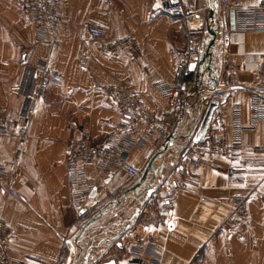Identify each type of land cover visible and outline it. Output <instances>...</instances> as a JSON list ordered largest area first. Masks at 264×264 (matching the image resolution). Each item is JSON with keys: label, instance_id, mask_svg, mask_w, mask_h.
Here are the masks:
<instances>
[{"label": "crops", "instance_id": "0c3cea01", "mask_svg": "<svg viewBox=\"0 0 264 264\" xmlns=\"http://www.w3.org/2000/svg\"><path fill=\"white\" fill-rule=\"evenodd\" d=\"M62 1L57 42L48 48L37 42V27L22 15L17 0H0V106L15 127L26 129L23 137L12 133L0 138V169L5 172L0 220L11 229L8 247L17 264H130L121 247L125 232L155 236L162 264H264V205L250 194V189L264 191L262 127L243 133L241 147L230 156L189 171L186 190L174 196L171 211L159 212L162 187L175 178L185 149L193 144L211 92L225 88L228 96L219 108L226 112L239 104L243 122H248L249 95L264 77L257 59L264 53V31L239 34L230 29L231 12L217 0H184L194 11L188 22L165 14L157 0ZM229 1L249 7L260 0ZM210 23L216 31L213 73L209 78L202 68L196 75L175 118L169 149L152 164L144 183L127 193L154 155L147 148L133 150L130 160L141 175L128 179L111 170L106 183L94 190L91 207L75 213L66 169L68 141L88 136L100 142L123 119L101 86L118 84L140 93L155 115L170 113L161 85L173 82L179 52L200 48L211 37ZM91 25L101 27L111 40L133 36L140 52H104L100 40L88 33ZM25 63L46 65L60 76L44 83L21 115L22 98L8 88L20 81ZM94 176V171L88 175ZM119 186L123 197L110 202L107 192ZM237 195L248 197V219L221 230Z\"/></svg>", "mask_w": 264, "mask_h": 264}, {"label": "built area", "instance_id": "2783aa9c", "mask_svg": "<svg viewBox=\"0 0 264 264\" xmlns=\"http://www.w3.org/2000/svg\"><path fill=\"white\" fill-rule=\"evenodd\" d=\"M165 14L176 15L185 22L194 15V11L185 5L184 0H157ZM219 5L233 13L234 30L239 34L246 31H264V0L249 7L231 5L229 0H217ZM22 15L37 27V42L48 48L54 47L62 21V0H17ZM91 37L100 40V49L110 55L121 52H140L138 44L131 35L111 40L101 27L91 25L88 28ZM192 34V31H189ZM200 51L197 47H189L177 54L178 65L171 84L161 85L163 92L168 93L170 113L157 116L143 102L138 92H128L118 84H104L101 90L113 100L117 109L123 113V119L115 129L102 141L95 142L88 136L70 139L66 145L67 178L71 184V208L75 213L88 210L91 205L92 192L99 184L106 183L109 172H121L128 179H136L141 171L131 162V153L135 149L147 148L151 155L161 151L168 145V138L175 126V118L180 113L184 98L196 80V74L189 69L192 62H197ZM258 61L264 65V53L257 55ZM83 65L88 64L85 55L80 57ZM135 61V58H133ZM59 72L46 65L25 63L22 67L20 81L11 85L8 92L22 98L20 114L25 115L29 102L36 98L41 86L58 78ZM225 88H216L210 99L221 100ZM250 116L243 122L242 109L239 104H231L227 111L219 107L214 111L208 131L207 140L202 144H192L185 149L181 165L175 171V178L166 182L162 189L164 198L160 202L159 212L167 215L173 206L176 194L186 190V178L189 171L207 167L211 159L227 157L242 145V134L263 128V141L260 146L264 150V77L249 95ZM12 133L23 137L24 127H15L8 119L7 109L0 106V138ZM95 172L94 178L88 177ZM5 172L0 169V180ZM123 186L107 192V199L115 202L124 195ZM7 194L16 199V194L8 189ZM250 194L264 205V191L250 189ZM248 197L237 195L231 199L229 215L222 221L220 229L228 231L248 219ZM10 227L0 220V264H17L9 247ZM124 259L130 264H162L161 254L156 250L155 236H142L125 232L121 237Z\"/></svg>", "mask_w": 264, "mask_h": 264}, {"label": "water", "instance_id": "95a60500", "mask_svg": "<svg viewBox=\"0 0 264 264\" xmlns=\"http://www.w3.org/2000/svg\"><path fill=\"white\" fill-rule=\"evenodd\" d=\"M172 2H176V0H171ZM213 17V11H210V18L212 19ZM212 21V20H211ZM230 29H234V22H233V13H231V25H230ZM207 31L209 33V35L211 36L210 38H208L199 48L200 51V57L199 60L197 62H192L189 65V69L191 71H196V75L199 78L200 73H201V69L203 68L205 70V72L207 73V76L210 78L212 73H213V69L211 67V58H212V50H211V46L213 45L214 41H215V36H216V31L214 30L213 26H211V23L207 25ZM215 80V78H214ZM228 94L225 93L223 98L221 100H219V102H217V100H211V102L207 103V107L206 110L204 111L201 119L199 116V125L197 127V130L195 132V134L193 135L192 138V143L193 144H202L207 140V131L213 116L214 111L220 106L223 105L225 103V100L227 98ZM200 115V114H199ZM198 119V120H199ZM175 128L173 129L172 133L170 134L168 141H172L174 140V132H175ZM169 149V146H165L161 151L155 153L149 160L144 173L141 177V179L139 180V182L137 183V185L130 189L127 193H132L134 192L137 188H139L145 181L146 176L148 175V173L150 172L151 168H152V164L159 159L167 150ZM94 195V191L91 194V197H93ZM85 211H81L80 214L84 213ZM87 226V225H86ZM106 264H115L114 261H110Z\"/></svg>", "mask_w": 264, "mask_h": 264}]
</instances>
